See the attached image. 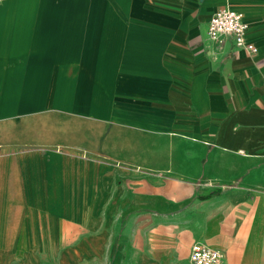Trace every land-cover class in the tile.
<instances>
[{
	"label": "crops",
	"instance_id": "1",
	"mask_svg": "<svg viewBox=\"0 0 264 264\" xmlns=\"http://www.w3.org/2000/svg\"><path fill=\"white\" fill-rule=\"evenodd\" d=\"M222 7L255 55L209 38ZM0 149V252L112 226L82 250L264 264V0H0Z\"/></svg>",
	"mask_w": 264,
	"mask_h": 264
},
{
	"label": "rangeland",
	"instance_id": "2",
	"mask_svg": "<svg viewBox=\"0 0 264 264\" xmlns=\"http://www.w3.org/2000/svg\"><path fill=\"white\" fill-rule=\"evenodd\" d=\"M28 150L29 148H21V147H14L11 151V154L14 155H22L21 153H23L22 151L24 150ZM2 150V149H0ZM2 152L0 151V158L1 159H6V158H12L11 155L9 156H2L1 154ZM24 154H26V152L24 151ZM82 164L84 165V163H90L87 162L86 159L84 161H81ZM2 181L3 180V176L2 178H0ZM13 206V210H12V215L15 218L18 213H21L20 210V206L21 205H10V207ZM25 206V205H24ZM28 206V205H26ZM44 206V205H42ZM41 206V207H42ZM9 205H5V204H1L0 203V216L3 218L6 215L9 217L11 214L7 212ZM9 207V208H10ZM40 208V206H38ZM83 207V202H82V206ZM26 212V211H25ZM44 213L43 212H37L36 217L42 216ZM24 214V213H23ZM80 215V218L75 221L74 223L76 225H80V226H84L85 224H89V223H93L97 226H100L101 221L100 220H86L85 214L82 212ZM25 218L27 217V215H23ZM35 217V218H36ZM2 221V219H0ZM101 227V226H100ZM90 227H84L82 230L88 229ZM99 228V227H98ZM96 227L93 228L92 230V234H84V233H79L80 228H78V234H76V229L72 228L71 230H69L68 228L63 230L64 231V235H62L61 237V251L60 253H55L52 251H48V252H0V264H10V255H12V263L11 264H106V252L101 251L100 249L98 250H94L93 252L90 251H86V250H82L86 245H88L87 243L92 242V243H108L110 241L107 242V240H104V237L102 238L100 236V232L102 230H107L110 232L113 231L112 226L110 228L107 229H98ZM106 228V227H105ZM98 230V231H97ZM89 232L91 231L88 230ZM87 231V232H88ZM47 242V240H45ZM36 242V241H35ZM81 248V250H79ZM59 254V256H58ZM59 257V258H58Z\"/></svg>",
	"mask_w": 264,
	"mask_h": 264
},
{
	"label": "built area",
	"instance_id": "3",
	"mask_svg": "<svg viewBox=\"0 0 264 264\" xmlns=\"http://www.w3.org/2000/svg\"><path fill=\"white\" fill-rule=\"evenodd\" d=\"M208 36L211 40L231 39L237 49L246 55H255L256 47L247 41L248 24L241 14L227 7L218 9L208 22ZM188 264H224L223 255L202 244L191 247Z\"/></svg>",
	"mask_w": 264,
	"mask_h": 264
}]
</instances>
